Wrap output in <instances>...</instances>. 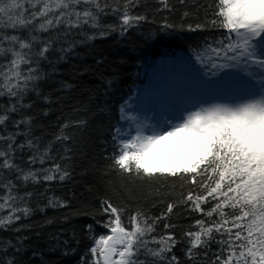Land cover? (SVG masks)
Segmentation results:
<instances>
[{"label": "snow or ice", "instance_id": "6c2138e0", "mask_svg": "<svg viewBox=\"0 0 264 264\" xmlns=\"http://www.w3.org/2000/svg\"><path fill=\"white\" fill-rule=\"evenodd\" d=\"M177 5L182 22L198 21L201 11L204 21L155 19ZM145 7L142 0H0V99L7 100L0 104V231L32 229L34 225H16L36 211L69 206L67 200L45 194L49 184L71 178L63 163L71 159L70 149L65 148L59 162L49 148L42 151L32 131L34 119L26 113L33 105L24 103L33 92L49 102L39 91L47 76L44 62L54 71L50 57L65 60L78 43L117 31L123 36L143 23H158L159 34L222 27L227 35L193 49L195 82L165 102L166 114L151 124L122 117L130 131L117 128L112 153L104 157L111 162L104 178L119 175L129 183L154 185L144 199L154 195L163 203L160 197L167 193L166 210L152 217L143 206L129 211L110 198L101 199L96 211L106 219L97 223L108 234L94 238L91 258L81 261L182 264L174 249L183 242L188 264H264V0H211L207 5L202 0H155L153 12L140 11ZM108 15L117 23L105 24ZM176 181L179 195L173 196ZM30 185L45 186V193L28 191ZM34 197L46 198L43 207H32ZM182 214L197 218L178 240L170 218ZM161 221L165 231L156 235ZM26 239L0 241V264H19Z\"/></svg>", "mask_w": 264, "mask_h": 264}, {"label": "trees", "instance_id": "16d2710c", "mask_svg": "<svg viewBox=\"0 0 264 264\" xmlns=\"http://www.w3.org/2000/svg\"><path fill=\"white\" fill-rule=\"evenodd\" d=\"M209 4L211 0H202ZM148 7L140 11L153 12L155 0H142ZM175 3V0H173ZM182 9L177 8L172 13L164 12L155 17L169 16L172 23H194L204 21V12L199 13V20L189 18L181 21ZM212 13L209 10L208 17ZM105 24L117 23V18L108 15L103 18ZM227 35L222 27H208L202 31H173L167 34L158 33V23H143L121 36L119 32L78 43L72 54L65 60L57 61L55 56L50 59L55 64V70L44 62L42 70L47 73L44 80L39 82V91L49 97L45 103L31 93L24 103L32 104L26 113L33 117L32 131L41 143V150L49 148L51 156L59 162V157L70 149V160L63 163L69 166L71 178L63 182L49 184L46 196L54 195L67 200V208L44 212L36 211L16 226L34 225L32 229L21 232L0 231V241H15L17 236L28 237L23 241L24 251L19 257V264H82L81 257L91 258L88 251L94 244V238L108 234L107 230L98 224L106 217L97 213L99 202L110 198L118 207L127 206L129 211L139 206L147 209L150 216H159L166 210L167 193L160 197L163 203L157 202L156 197L149 195V189L154 185L129 183L119 175L104 178L105 169L110 161L105 160V154H111L113 149L112 135L120 128L122 114L120 109L132 103L133 90L148 83L154 68L161 65L165 59L189 62L195 60L197 48L206 39L214 40ZM6 98L0 99V104H6ZM48 115L45 116L44 112ZM86 124L77 126L76 122ZM62 126L63 131H62ZM70 137L67 141H57L59 135ZM26 159V155H25ZM50 163V162H49ZM48 167L49 164H45ZM38 167V165H37ZM173 196L179 195V181ZM36 193H45V186L30 185L27 189ZM23 191V189H21ZM39 203L41 207L45 199L34 197L32 207ZM152 204H156L152 207ZM67 216V220L63 218ZM196 214L172 216L171 222L177 225L174 230L177 239H181V230L187 229ZM53 220L52 224H44L45 220ZM127 219V217H125ZM164 221L156 228V235H161ZM87 225H92L89 230ZM40 235L37 236L36 233ZM67 241V243H65ZM186 245L181 242L174 249L182 264H188L184 256ZM213 245V249H215ZM33 253H36L34 256ZM202 264V262H198Z\"/></svg>", "mask_w": 264, "mask_h": 264}, {"label": "rangeland", "instance_id": "374dc122", "mask_svg": "<svg viewBox=\"0 0 264 264\" xmlns=\"http://www.w3.org/2000/svg\"><path fill=\"white\" fill-rule=\"evenodd\" d=\"M195 60L189 62L165 59L160 66L153 69L150 81L136 90L132 103L124 110L122 117H134L145 123H155L156 119L166 114V101L186 84L195 82ZM120 128L130 131L129 122L122 119Z\"/></svg>", "mask_w": 264, "mask_h": 264}]
</instances>
